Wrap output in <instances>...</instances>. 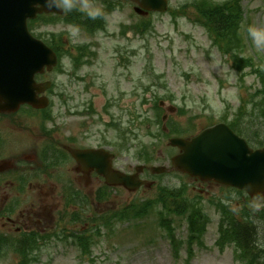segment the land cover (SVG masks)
Wrapping results in <instances>:
<instances>
[{"label":"rangeland","instance_id":"obj_1","mask_svg":"<svg viewBox=\"0 0 264 264\" xmlns=\"http://www.w3.org/2000/svg\"><path fill=\"white\" fill-rule=\"evenodd\" d=\"M188 2L190 0H169V6L171 8L180 7ZM241 6L246 19V24L242 29L243 36L247 39L246 54L253 56L258 53L264 57V51H256L244 31L248 25H264V0H241ZM187 14L190 15L188 11ZM141 21L135 17L119 20L109 18L107 34L94 37H88L81 32L73 36L69 30V37L72 38L74 44L91 43L99 50L96 64L80 71L89 81L88 88L85 85L81 90V85L75 83L69 86L71 94L86 93V102L91 100L94 105L95 113L91 118L92 123L87 126L84 137H87V131L90 130L95 138L87 144H96L106 135L113 136L112 132H106L104 126L111 121V115L116 121L122 123L123 130L134 132L141 144L146 146H150L153 142L160 144L159 141L151 138L155 127L143 121L144 115H150L153 102L151 96L154 94L161 97L165 92H170L176 100H181V102L184 100L186 114L177 117L176 123L192 127L193 130H190V133L203 128L207 124L206 117H211L216 121L223 112L230 114L238 106L239 94L243 90L240 87L241 84L237 82V76L225 59L210 47L209 40L200 27L192 25L182 16L173 21L167 13L155 15L152 18L154 29L151 33H145L144 38L140 39L131 33L120 38L117 32L121 24H135ZM119 48L138 51L140 58H133L128 68L118 67L115 53ZM150 70L163 77L159 82L158 76H155L153 89L150 93L143 95L141 86L144 83L145 85L150 84L146 82L145 76L149 79L154 78ZM53 78L56 82L55 95L67 89V79L64 75L56 73ZM254 85L252 77L244 80L245 88ZM91 86L92 88L89 89ZM93 88L95 90L91 93ZM121 93L124 94L122 98ZM141 99H146L147 103L141 105ZM109 100L115 102V105L105 108ZM105 109H108L109 115L105 113ZM194 116L198 117L192 118ZM76 121L84 122L83 119ZM86 121L89 122L88 119ZM80 133L82 134V131ZM133 140L135 142L133 141L131 146L136 145V140ZM130 150L129 153L120 154L116 163L118 168H130L141 164L134 159L133 151ZM157 150H161L164 159L156 165H164L163 162L168 160L167 157L175 153L168 147L165 140L156 147L154 154ZM166 166L169 164L167 163ZM41 177L44 175L41 174ZM221 193V190L211 188L208 197L203 202L205 209L207 203L221 196ZM151 195H153L152 192L147 196L152 197ZM8 198L2 196L3 200ZM86 198L91 203V210H88L90 212H87L86 217L90 214L98 217L104 216L107 212L111 213L120 207H126L133 200L139 199L135 194L124 192L121 189L116 190V193H111L109 201L103 204L94 203L88 195ZM249 205L264 207V198L256 197L250 201ZM52 207L58 209L52 210ZM61 208L64 210L65 201L60 200L57 195L32 197V205H28L21 213L24 216L23 221L28 219L27 223L23 221L22 223L27 227L33 225L34 231L43 228L44 234L63 231L64 229L55 228L60 216L57 212H60ZM49 211H52L53 221L49 218L44 219L45 213ZM207 212L211 223L204 237L206 248L195 249L194 257L188 264H236L233 261L232 248L223 254L217 253L214 249L213 243L217 238L216 226L219 218L212 214L209 208ZM180 223L181 221L176 222L177 225ZM135 224L139 225L137 229ZM66 225H64L65 228H67ZM14 230L15 227L12 224L0 222V233L13 237L10 233ZM100 230L99 241L93 247L90 257L86 256L82 259L75 248L64 242L52 240L40 245L38 261L35 264H185V250L182 249L178 259L173 258L169 245L161 238L155 215H150L139 222L116 224L109 229L102 226ZM176 232L178 236H185L184 226L177 227ZM18 261L17 256L12 253L0 258V264H18Z\"/></svg>","mask_w":264,"mask_h":264},{"label":"water","instance_id":"obj_2","mask_svg":"<svg viewBox=\"0 0 264 264\" xmlns=\"http://www.w3.org/2000/svg\"><path fill=\"white\" fill-rule=\"evenodd\" d=\"M28 13L29 11L24 16H20V11H17V31L15 34V43L16 41H20L21 38L25 37L24 18ZM2 28H9L8 16L5 18ZM3 51V47L0 46V84H5L3 79L5 77L11 78L15 72L24 73L25 68L28 70L34 68L40 58L38 49L33 50V55L30 59L27 57H20L19 55L15 57L12 53H3ZM17 54H19V52ZM22 61L27 62L26 67L23 65ZM0 89L1 91H5L2 88ZM224 135L225 137L232 138L229 133ZM234 145L235 147L227 143L226 146H222V153H220V163L228 169V172L220 176L222 179L219 178L217 174L214 175V178L232 186H237L240 188L245 187L251 194L258 191H264V151L250 153L246 149L244 142L237 138H235ZM225 147H228V149ZM248 154L249 156L247 157Z\"/></svg>","mask_w":264,"mask_h":264},{"label":"flooded vegetation","instance_id":"obj_3","mask_svg":"<svg viewBox=\"0 0 264 264\" xmlns=\"http://www.w3.org/2000/svg\"><path fill=\"white\" fill-rule=\"evenodd\" d=\"M10 117L11 115H0V119H3L0 122V156L7 158L10 162H8L7 169L3 170L10 171L9 175L5 172L0 173V196H32L34 192L37 195H44L40 185L38 188H33V179H35L33 171L38 169L39 177H41V174L44 175V167L41 162L33 161L36 160V156L24 150L27 144L32 143L33 130L32 127H27L29 120L25 116L19 121L22 125H14L12 120L8 119ZM1 123L6 126H1ZM10 139L15 140V145L12 147L7 146ZM45 178L48 179L47 176ZM51 193L55 194L54 189L51 190ZM27 220H24L23 223H27ZM259 235L264 237V230L259 231ZM257 248L260 250V259L264 261L263 239L261 243H258Z\"/></svg>","mask_w":264,"mask_h":264},{"label":"trees","instance_id":"obj_4","mask_svg":"<svg viewBox=\"0 0 264 264\" xmlns=\"http://www.w3.org/2000/svg\"><path fill=\"white\" fill-rule=\"evenodd\" d=\"M199 12L201 14V23L205 25L204 27L209 32L215 45H218L223 52L244 51L238 27V22L241 21V13L236 3L229 2L221 7L205 6L200 8ZM242 62L252 66L249 60L242 58ZM256 72L264 88V68L260 67ZM261 95L264 96V89ZM262 115L264 117V109L262 110ZM176 199L177 196L175 194L172 196L162 194L158 201L162 204L163 208H161L163 211L172 212V207L174 206L172 202ZM130 210L134 215L143 213L140 209H135L134 207H131ZM128 214L127 212L125 215Z\"/></svg>","mask_w":264,"mask_h":264},{"label":"clouds","instance_id":"obj_5","mask_svg":"<svg viewBox=\"0 0 264 264\" xmlns=\"http://www.w3.org/2000/svg\"><path fill=\"white\" fill-rule=\"evenodd\" d=\"M49 9L63 12L65 14L79 13L89 20L107 19L110 14L93 2V0H44ZM80 31L78 25H71L70 32L73 36ZM244 31L256 51H264V25H248Z\"/></svg>","mask_w":264,"mask_h":264}]
</instances>
